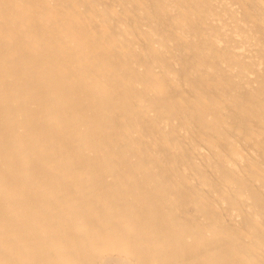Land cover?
<instances>
[{
  "label": "bare ground",
  "instance_id": "obj_1",
  "mask_svg": "<svg viewBox=\"0 0 264 264\" xmlns=\"http://www.w3.org/2000/svg\"><path fill=\"white\" fill-rule=\"evenodd\" d=\"M0 264H264V0H0Z\"/></svg>",
  "mask_w": 264,
  "mask_h": 264
}]
</instances>
